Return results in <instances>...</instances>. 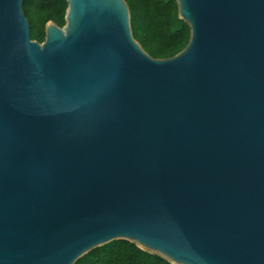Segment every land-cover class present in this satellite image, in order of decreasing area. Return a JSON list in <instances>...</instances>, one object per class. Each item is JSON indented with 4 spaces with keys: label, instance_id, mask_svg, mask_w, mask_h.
<instances>
[{
    "label": "water",
    "instance_id": "1",
    "mask_svg": "<svg viewBox=\"0 0 264 264\" xmlns=\"http://www.w3.org/2000/svg\"><path fill=\"white\" fill-rule=\"evenodd\" d=\"M0 0V264L125 239L172 264H264V0H176L156 58L126 0H66L32 39Z\"/></svg>",
    "mask_w": 264,
    "mask_h": 264
},
{
    "label": "trees",
    "instance_id": "2",
    "mask_svg": "<svg viewBox=\"0 0 264 264\" xmlns=\"http://www.w3.org/2000/svg\"><path fill=\"white\" fill-rule=\"evenodd\" d=\"M134 37L153 57L167 58L182 50L190 39L189 24L179 17L176 0H126ZM66 0H24L23 10L32 39H45L48 21L65 24ZM74 264H172L136 243L115 239L82 255Z\"/></svg>",
    "mask_w": 264,
    "mask_h": 264
}]
</instances>
